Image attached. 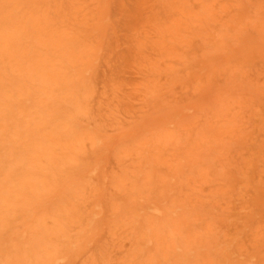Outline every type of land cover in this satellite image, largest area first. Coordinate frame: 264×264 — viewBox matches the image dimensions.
Instances as JSON below:
<instances>
[{
	"label": "bare ground",
	"instance_id": "6f19581e",
	"mask_svg": "<svg viewBox=\"0 0 264 264\" xmlns=\"http://www.w3.org/2000/svg\"><path fill=\"white\" fill-rule=\"evenodd\" d=\"M8 1L0 0V26L5 29L0 69L21 82L14 93L0 81V236L4 234L0 264H114L111 248L119 250L123 264H264V182L255 177L261 154L244 157L230 149L244 140L243 128L227 129L222 123L236 120L234 114L224 112L231 104L233 80L244 86L241 70L253 66L254 60L264 65V0H230L229 7L219 8L231 9L224 21L210 0H178L180 19L187 26L185 43L194 45L195 57L183 58L184 74L176 80L192 88L193 96L192 103L174 109L171 116L192 111L200 104L198 98L221 86V76L230 81L227 100L206 120L207 128L193 121L149 147L142 148L138 140L133 147L119 149L122 135L108 136L92 125L95 109L88 102L94 89L89 79L97 72L99 59L115 53L118 31L125 36L126 29L137 36L152 13L149 0H92L88 17L80 7L86 0H58L53 8L28 2L19 8V16L31 19L24 28L13 15L5 26ZM156 19L161 17L153 15L149 21ZM72 26L81 33L73 35ZM99 29L109 35L107 39H94L93 30ZM17 41L19 45L13 46ZM127 41L134 48L125 58L140 51L139 40ZM167 71L172 73L170 68ZM156 86L152 79L145 89L151 107L162 104L160 99L152 100ZM72 100L77 101L75 106L69 103ZM260 106L264 109V101ZM41 154L45 156L42 167ZM184 158L193 164L188 174ZM80 166L91 171L90 181L72 177ZM25 169L31 171L24 174ZM215 174L221 176V184L213 188L208 184L216 180ZM24 179H30L36 191L31 199L43 205L57 199L68 202L79 220L85 215L80 204L92 202L97 217L84 230L70 217L71 208L62 203L53 209L50 234L34 237L38 234L34 226L18 225L9 216L15 210L11 201L19 197L15 194L27 191ZM206 190L210 193L204 194ZM242 198H247L249 211L232 214L233 202ZM211 208L236 216L235 220H242V230L248 229L233 239L217 236ZM73 230L88 233L94 244L95 252L82 261L69 254ZM195 244L204 251H191Z\"/></svg>",
	"mask_w": 264,
	"mask_h": 264
},
{
	"label": "rangeland",
	"instance_id": "374dc122",
	"mask_svg": "<svg viewBox=\"0 0 264 264\" xmlns=\"http://www.w3.org/2000/svg\"><path fill=\"white\" fill-rule=\"evenodd\" d=\"M214 5L215 10L218 12L219 19L227 20L229 10L219 9L222 6H228L230 0H210ZM34 3L35 5L45 4L49 5V8H53L57 5L58 0H9L6 4L8 8L9 16L5 20V26L8 24L10 15L21 21L20 27L24 28L30 26L31 19L28 17L19 16V8L24 3ZM164 0H149V11L152 13L147 18L144 25H140V30L137 36H133V31L124 30L126 35H122V31L116 33L117 40H119L118 46L115 48V53L109 56H103L99 59L98 70L91 79L90 84L94 89L89 105L95 109L94 117L95 120L92 122L94 127H99L104 134L108 136L122 135V144L118 147H133L132 145L139 140L138 144H142V148L149 147L155 143V141L167 133L178 130L181 126L187 125L190 122H194L199 128H207L210 118L219 107L220 102H224L227 99L226 88L229 86L230 81L223 76L221 79L220 87L213 86L208 90L205 95L201 98H196L200 101V104L190 112H184L178 114V117L171 116L174 109L188 105L192 103V88L186 87L185 84L176 80V78L183 76L184 65L183 58L187 55L195 57L193 54V47L187 46L185 40L187 39L184 30L187 26L182 23L179 14L181 13V5L178 0H167L166 8L167 11L163 10ZM82 9V15L87 17L94 8L92 0L83 1L80 5ZM147 11L145 16L149 13ZM160 16V20L149 21L153 16ZM54 15H51V19ZM159 21L160 23H158ZM95 24V23H94ZM172 24V25H171ZM95 25H98L96 22ZM122 28V27H121ZM249 30L248 26H245ZM159 29L162 31L159 32ZM23 31V29H21ZM71 32L73 35L81 33L79 29L72 26ZM96 35L94 39H107L108 34L104 35L102 29L93 30ZM185 34V35H184ZM184 35V36H183ZM129 39H137L140 44L139 53L131 54L125 58L127 53L134 47L127 41ZM0 39H5L4 26H0ZM13 46H18L19 42H12ZM48 53V51H45ZM43 55V54H42ZM132 57V58H130ZM182 59V60H181ZM253 66L250 68L245 67L241 70L243 79L247 82L246 85L240 86L234 83L230 93L231 104L224 110V112H230L235 115L236 120L227 125L225 120L222 123L226 125V128H231L232 125H241L244 133V140L238 143H234L231 147L232 150H237L239 154H244V157L255 156L257 159V170L255 171V177L259 178L264 182V109L260 106L264 101V65L257 60L253 61ZM70 65V64H68ZM155 67L156 72H152V68ZM167 68L172 70V73L167 71ZM3 73V78L0 80L4 88L11 90L14 93L19 92V86L21 80L12 73L7 72L4 68L0 69ZM72 71V69H71ZM235 69L233 70V72ZM232 72V73H233ZM212 75V74H211ZM213 76V75H212ZM210 76L209 78H211ZM232 79L234 78L231 75ZM155 79L157 86L155 87L156 92L152 100L160 99L162 104L157 107H151L147 99L145 89L149 85V82ZM54 87V86H53ZM55 88V87H54ZM2 101H0L1 103ZM73 106L77 104L76 100H72ZM260 121L262 122L260 124ZM45 126L41 122V127ZM230 136L232 134L230 133ZM139 138V139H138ZM244 142V146L240 145ZM213 148H217L218 145H213ZM115 149V152L118 150ZM191 160L195 159L194 156L190 157ZM45 156L41 154V167L44 164ZM128 159V157H127ZM191 160L183 159L182 163L185 164L184 172L188 174L191 171ZM30 162V161H29ZM32 162H30L31 164ZM191 164V165H190ZM86 166H80L73 170L72 177L78 180L83 179L84 181H90L91 171L85 170ZM43 169V168H41ZM57 170V168L53 169ZM31 169H25L27 174ZM114 171L118 172V165L115 164ZM216 176V180L209 182V186L215 188L218 187L221 182L219 181V175ZM77 180V181H78ZM258 181V180H257ZM89 183V182H87ZM43 180H41V191ZM23 185L27 189L26 192L16 193L19 195L18 198L11 201L15 210L9 213V216L13 215V221L19 224H31L30 227L34 226L38 230V234L34 237L40 238L43 235L50 234L52 212L55 207L67 204L71 209L70 217L77 221V225L83 226L84 230H87L86 224L93 215V209L95 208L93 203L85 201L80 204V212L84 211V219L79 220L76 215L77 212L72 208V204L68 202L59 201L56 202L48 201L46 205L41 204L37 199H31L32 195L36 192L30 185V179H24ZM66 186V185H63ZM49 186L45 187V190ZM24 188V190H25ZM23 190V191H24ZM197 190V189H195ZM211 190V189H210ZM210 191L206 190L204 194H209ZM236 197H239L235 195ZM59 205H57L58 203ZM236 205L231 213L237 214L239 212H248L249 206L247 198L237 199L233 202ZM241 206V207H240ZM21 210L17 215L14 211ZM215 217L214 223L217 224V236L221 238H237L241 236L248 229L242 230V220H235L236 216H229V213H222L217 211L216 208H211ZM103 215V212L100 216ZM204 217V215H201ZM202 220V218H199ZM1 224V219H0ZM29 227V228H30ZM70 234L75 240L70 248L69 254L76 261H82L95 252L93 242L88 239V233L80 235L79 231H71ZM0 236V248L4 246ZM30 236L27 237V240ZM69 237H63V240H67ZM264 238V234H263ZM16 239L17 236H16ZM191 251L200 253L204 251V247L200 244L191 245ZM41 250V246L37 248V251ZM119 250L111 248L109 255L110 260L114 264H123V259H119ZM4 253H0L2 255Z\"/></svg>",
	"mask_w": 264,
	"mask_h": 264
}]
</instances>
